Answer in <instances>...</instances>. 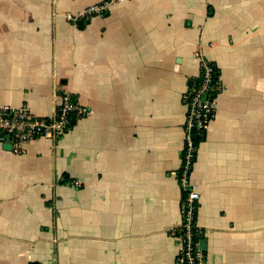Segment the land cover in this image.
Masks as SVG:
<instances>
[{
	"label": "crops",
	"instance_id": "1",
	"mask_svg": "<svg viewBox=\"0 0 264 264\" xmlns=\"http://www.w3.org/2000/svg\"><path fill=\"white\" fill-rule=\"evenodd\" d=\"M0 0V107L89 114L0 145V264H173L195 53L222 91L192 180L206 264H264V0ZM79 182L80 186H75Z\"/></svg>",
	"mask_w": 264,
	"mask_h": 264
},
{
	"label": "built area",
	"instance_id": "2",
	"mask_svg": "<svg viewBox=\"0 0 264 264\" xmlns=\"http://www.w3.org/2000/svg\"><path fill=\"white\" fill-rule=\"evenodd\" d=\"M114 2V0L102 1L88 6L69 19L77 23L94 16L106 15ZM116 2L122 3L124 0H116ZM195 58L199 63L198 75L182 95L186 114L181 164L176 173L181 189V222L179 227L171 232V235L177 237L181 244L173 264H206L201 232L197 226L200 194L191 175L197 146L205 138L215 118L222 85L218 79L215 64L205 59L201 51L195 53ZM88 114V109L69 92L61 95L57 111L50 118L35 116L26 106L0 107V145L7 146L15 155H23L26 143L40 137L57 141L69 131L73 118H84ZM73 184L80 186L79 182Z\"/></svg>",
	"mask_w": 264,
	"mask_h": 264
},
{
	"label": "water",
	"instance_id": "3",
	"mask_svg": "<svg viewBox=\"0 0 264 264\" xmlns=\"http://www.w3.org/2000/svg\"><path fill=\"white\" fill-rule=\"evenodd\" d=\"M75 120V118L72 119L71 124H73V121ZM206 245L205 242H202V249L205 251Z\"/></svg>",
	"mask_w": 264,
	"mask_h": 264
},
{
	"label": "trees",
	"instance_id": "4",
	"mask_svg": "<svg viewBox=\"0 0 264 264\" xmlns=\"http://www.w3.org/2000/svg\"><path fill=\"white\" fill-rule=\"evenodd\" d=\"M201 241H202V239H201Z\"/></svg>",
	"mask_w": 264,
	"mask_h": 264
}]
</instances>
